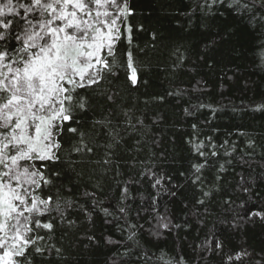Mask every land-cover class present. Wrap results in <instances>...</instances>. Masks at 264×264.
<instances>
[{"label": "snow or ice", "instance_id": "1", "mask_svg": "<svg viewBox=\"0 0 264 264\" xmlns=\"http://www.w3.org/2000/svg\"><path fill=\"white\" fill-rule=\"evenodd\" d=\"M195 7L205 38L200 59L209 70L217 56L242 55L252 36L264 63V0H196ZM225 14L229 19L221 20ZM134 15L130 0H0V264H78L81 245L115 249L104 264H189L181 233L192 218L201 231L212 221L200 243L187 245L194 264L217 257L220 264H264V247H228L226 233L264 232V195L254 179L241 177L237 185L246 199H217L232 163L218 159L228 140L218 147L212 137L207 143L198 135L190 139L198 160L179 173L183 184L151 167L140 178L120 179L118 161L130 148L143 150L141 136L147 135L139 100L128 98L125 86L148 83L140 74L150 72L158 41L152 32L151 44L135 43V32L145 29L129 23ZM205 107L215 114L203 104L185 114ZM253 110L264 112V103ZM192 128L198 133L197 124ZM255 147L249 138L246 148ZM235 151L233 145L224 155ZM211 170L215 175L208 179ZM143 180L155 191L137 200L133 188ZM186 186L193 189L190 200ZM179 197L183 222L167 206L159 210L161 199ZM97 219L105 226L99 238ZM112 231L121 238L113 239ZM169 240L179 249L174 255L160 248Z\"/></svg>", "mask_w": 264, "mask_h": 264}, {"label": "trees", "instance_id": "2", "mask_svg": "<svg viewBox=\"0 0 264 264\" xmlns=\"http://www.w3.org/2000/svg\"><path fill=\"white\" fill-rule=\"evenodd\" d=\"M195 5L196 0H130L135 15L129 18V23L135 27L143 24L145 29L135 32V43L140 47L151 44L152 32L157 33L158 41L157 51L151 54L150 72L140 74L141 79H147L148 83L138 85L135 90L125 86V95L139 100L137 115L143 114L141 119L145 120L147 135L141 136L143 150L130 148L118 161L120 179L126 180L130 176L140 178L137 174L151 167L158 173L171 177L172 183L183 184L185 178L179 173L187 171L190 162L198 160L189 143L190 139H195L198 135L199 140L205 143L208 142L206 137H212V142L218 147L225 140L230 142L219 148V162L231 159L232 163L226 164L227 171L223 174L224 191L217 197L218 200L228 194L234 199L237 196L246 199L236 191L241 177L245 180L254 179L257 190L264 195V112L253 110L256 105L264 103V63L259 59L256 46L258 40L255 36L250 37L239 57L217 56L218 63L214 69L209 70L200 59L205 38L200 36L203 29L199 27L201 18ZM220 19L229 18L225 14ZM190 33L193 35H189ZM176 48H179V52L175 51ZM179 56L183 57L182 62L177 60ZM121 76L123 78V73ZM229 76L233 79L228 80ZM169 92L180 94L168 95ZM156 96H163L164 100L153 102V97ZM144 101L149 103L145 105ZM201 104L211 105L216 109L215 114L207 107L199 109L193 116L185 114V109L192 111L193 106ZM154 119L158 120L156 124L152 123ZM193 124H197L198 133L192 128ZM249 138L256 141L254 151L246 148ZM134 143V140L129 141L130 145ZM233 145L236 147L233 156L224 155L226 150L232 151ZM245 152L252 154L245 155ZM214 175V170L206 173L208 179ZM137 188L139 192L136 191ZM154 191L148 180H143L133 188L137 200L141 193L146 196ZM186 191L190 200L193 189L186 186ZM183 199L184 197H179L170 201L163 198L160 200L159 210L163 212L167 206L177 222H183L186 213L180 202ZM211 227L212 221H209L208 227L201 231L200 225L192 218L191 226L181 233L182 239L186 237L182 254L189 260V264H194L196 257L192 248L187 245L200 243ZM104 228L100 219H97L98 238L105 234ZM112 235L113 239L121 238L119 231H112ZM225 236L230 240L228 247L239 249L244 246L249 251L255 249L257 252L264 247V232L259 228L246 235L226 233ZM160 248L172 255L179 251L171 240L161 243ZM115 251L111 246L93 250L84 249L81 245L74 259L78 264H104ZM152 251L157 249L152 248ZM211 264H220V258L213 259Z\"/></svg>", "mask_w": 264, "mask_h": 264}]
</instances>
